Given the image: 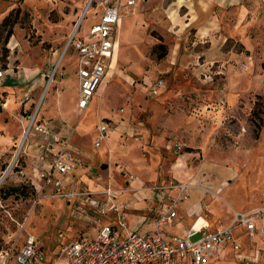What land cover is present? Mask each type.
Returning <instances> with one entry per match:
<instances>
[{
	"label": "rangeland",
	"instance_id": "1",
	"mask_svg": "<svg viewBox=\"0 0 264 264\" xmlns=\"http://www.w3.org/2000/svg\"><path fill=\"white\" fill-rule=\"evenodd\" d=\"M87 1L0 0V70L10 63L19 66L17 73L30 74L37 67L48 66L52 52L62 47L76 24L77 36H83L98 22L102 10L99 0H92L80 17ZM119 1L124 5L126 0ZM135 1L137 5L128 14L122 16V8L116 25L112 52L115 71L102 79L87 108L82 113L75 108L76 60L67 54L58 60L39 104L38 117L49 119L54 129H59L64 116L72 125L71 145L85 151L91 160L109 163L105 169L97 166L90 177L80 172L81 181L89 187L109 184L120 188L126 186L125 180L132 188L163 180L191 182L198 186L192 189L202 193L199 216L209 218L216 227L229 224L234 211L264 208V0H222L220 4L210 0L202 15L196 10V24L202 17L209 18L210 26L216 23L217 30L209 42L199 45L192 43L191 28L180 36L173 32L164 11L169 0H164V8L156 0ZM178 11L170 12L177 15ZM9 13L14 23L5 42L8 28L1 23ZM160 43L164 52L157 47ZM205 49L213 62L207 69V82L200 84L205 77L202 71L193 74L196 61L191 56L184 59ZM180 56L184 58L180 60ZM156 78L163 80L165 91L151 96L147 85ZM39 80L42 84L45 81ZM27 88V84L19 83L5 89L0 80V173L20 142L16 130L24 115L22 101ZM29 96L33 98L31 93ZM255 102L261 120L255 116L251 122ZM99 120L108 123V137L93 149ZM136 125L143 129L142 135L128 131L129 126ZM32 136L33 132L26 140ZM167 138L183 143L178 160L177 155L165 151ZM23 159L19 157L18 164L27 167L29 158H25L27 163ZM204 162L211 165L200 167ZM129 174L133 180H128ZM12 188L18 191L10 193ZM122 196L130 203V211L139 209L143 214L156 201L149 191ZM127 219L132 230L142 232L139 216L130 212ZM88 230L65 199L37 200L33 188L10 178L2 184L1 239L29 233L53 253L58 240L61 244ZM198 237L199 233L191 240ZM234 239L239 250L228 247L207 264H240L237 256L243 253L257 255V261L264 264V240H251L244 231H234Z\"/></svg>",
	"mask_w": 264,
	"mask_h": 264
},
{
	"label": "built area",
	"instance_id": "2",
	"mask_svg": "<svg viewBox=\"0 0 264 264\" xmlns=\"http://www.w3.org/2000/svg\"><path fill=\"white\" fill-rule=\"evenodd\" d=\"M91 2L87 1V8ZM134 5L135 0H126L124 5L119 0H99L98 6L102 10L98 22L90 26L83 36H77L76 24L64 43V51L72 48L76 52V107L81 113L96 95L102 79L115 71L112 52L116 25L119 17L131 12ZM123 7L124 13L120 15ZM83 13L84 10L80 17ZM241 66V69L245 68V65ZM53 72L49 74L45 88L27 116L22 138L15 145L10 163L0 173V188L10 178L33 188L37 200L63 198L72 204L73 211L84 220L89 230L61 244L58 240V248L53 253L29 233L9 240L0 238V264H206L218 258L223 245L227 243L233 250L240 249L234 239V231L243 229L251 240L257 234L264 239V208L234 211L229 224L202 231L195 240H191V237L198 234L202 227L193 226L182 236L169 237L168 229L175 226L178 204L188 201V191L198 187L191 182L139 188L127 185L113 188L109 184L95 189L86 187L76 174L84 167L81 149L71 145L70 137L54 134L48 121L37 118L39 104ZM163 86V80L156 79L150 85L148 94L157 96ZM27 99L24 97L25 101ZM108 127L104 120L97 122L93 148H99L101 141L108 137ZM128 131L135 135L143 133L138 125L129 126ZM32 132L37 140L28 143L26 137ZM182 147L181 142L173 143L175 152L181 151ZM26 156L29 158L27 167H20L19 157H24V163H27ZM127 178L134 179L131 174ZM138 190H149L161 197V206L152 218V228L144 232L130 228L127 219L129 203L119 199L124 193ZM242 262L257 264V259L249 255L243 257Z\"/></svg>",
	"mask_w": 264,
	"mask_h": 264
},
{
	"label": "crops",
	"instance_id": "3",
	"mask_svg": "<svg viewBox=\"0 0 264 264\" xmlns=\"http://www.w3.org/2000/svg\"><path fill=\"white\" fill-rule=\"evenodd\" d=\"M156 1H159L161 3L162 7L164 8V6H163L164 0H156ZM209 2H210V0H169L165 4L164 11L166 12L167 16L170 19V21H169L170 24L169 23L168 24L173 29V32L175 34H177L178 36H180L183 31H186L188 28H191L193 30V33H192V41H193L192 43L193 44L199 45V44H203L207 41L209 42L210 41L209 38H210L211 34L217 30V24L215 23L212 26H210L209 18L204 20V17L200 18L199 23L196 24V19H197L196 10L199 11L200 15H202L204 13V11H206L207 7L209 6ZM221 2H222V0L216 1L217 4H220ZM136 5L137 4L135 1L134 6H136ZM178 9H179V11H178ZM170 11L171 12L178 11V14L175 15L174 13H171ZM65 40L66 39H64L63 45L59 50L57 49V50H54L52 52V54H51L52 56L49 59L48 66L46 65L44 67H37L35 70L32 71V73H30V74H32L30 77H27L30 75L27 73H22V72L17 73L19 66H18V69H15L16 65L11 66L10 63L6 64V68L4 70H0V71H2V76L0 77V80H1V84L3 85V88L11 89L12 85L19 84V83L20 84L25 83L28 86L27 91L23 95V98L27 97L28 99L26 101L25 100L22 101L23 102L22 103V106H23L22 112H24V115L21 116V118H22L20 120L21 124L18 127V129L16 130L18 138L20 140L22 138V131H23L24 127L26 126V124L24 126H23V124L26 122L27 116L32 112V110L34 108L33 105L36 104L38 97L40 96L43 89L45 88V85L47 82V80H46L47 77L49 76V74L52 71L55 70L57 63H58V60L62 56H65L67 54H69L70 56H73L76 60V52L74 51V49L69 48L66 51L63 50ZM184 50H185V47H184ZM205 51H206V49L201 51V52L190 53L188 55H185L186 57L184 59V60H186L188 56H191V58L194 61H196L193 74H195L196 71L199 73H200V71H202V74L205 77L204 79L201 78L202 80H200V84H205L207 82L208 77H209L208 73H207V69L208 68L210 69V65L213 62L212 58L210 56L206 55ZM183 58H184L183 56H180V60H182ZM199 58H201V59L199 60ZM175 64H176L175 62H172V65H175ZM180 65H183V64H180ZM57 68H58V66H57ZM229 71L232 74L231 69H229ZM75 72H74V76L76 79V73ZM40 78L45 79L43 84L39 80ZM156 79H158V78H156ZM156 79H154L151 83H149L147 85V91H148L150 85ZM41 84H42V88L40 89ZM55 91H57V89H55ZM164 91H165V83H164V86L159 90V93L157 96H160L161 94H163ZM29 93L32 94L33 98H31L29 96ZM75 108L77 111H79L76 107V103H75ZM38 112H39V110H38ZM37 118L38 119H44V120L49 122V119H47L43 116L38 117V115H37ZM62 120H63V122H62L63 126L60 127L59 129H54V127L51 125L52 132L54 134L60 136V137H70L69 136L70 128L72 127L71 122H69L64 116H63ZM68 131H69V133H68ZM183 131L187 132L185 128L183 129ZM144 135H146L149 138L147 133H145ZM131 137H133V136L131 135ZM167 139H168V141L164 145L165 151L172 156H176V155L180 156L181 152L179 151L176 154L175 150L172 148L173 143H175L176 139H169V138H167ZM36 140H37V136L34 135V136H32L31 139H28L27 142L33 143ZM93 149H95V148H93ZM172 149L174 151H172ZM81 151H82L83 157H84V167L82 170H79L76 172V174L78 176L81 177L82 173L85 175H88L90 172L91 173L97 172L96 171L97 166L100 167L102 164L107 165L106 161H104V160L102 162L99 161L100 163L96 162L95 160H91V158L88 156L87 153H85V151H83V150H81ZM179 156H178L177 160L179 159ZM209 165H211V163L208 164V163L204 162V163L200 164V167H209ZM88 167L91 168L90 171H88ZM107 167H109V163H108ZM93 169H95V170L93 171ZM80 172H81V174H80ZM90 175L91 174H89L88 177H90ZM181 181H184V180H175V181L174 180H163L161 183H158L157 185H165L168 183H177V182H181ZM126 182H127L126 180L123 181V184L127 185ZM85 186L88 188H91V189L94 188V186L89 187L86 183H85ZM141 186H146V185L141 184V185L134 186V188H139ZM138 191L147 192L149 190H138ZM149 192H152V191H149ZM153 193H154V196L156 198V201L154 203V206H151L150 210L147 211V213L143 214V212L139 209H132L131 211L129 209L127 210V214L128 213L130 214V212H133V215L139 216L142 219V222L140 224V228H141L140 230H142V232L152 228L153 215H154L155 211L161 206L160 195L158 193H155V192H153ZM188 195H189L190 199L188 201L179 203L177 206V217L175 219V226L171 229H168L169 237H172L174 235L182 236L183 234H185V232L188 229H190L193 226H195V228L202 227V229L198 232L199 235L201 234L202 231H211V230H214L216 228V225L214 223L212 224L210 222L209 218L206 220V219L200 218V216H199V202L202 200V193L191 189L188 191ZM123 197L124 196L119 198L121 202L125 201V198H123ZM200 197H201V199H200ZM121 198H123V199H121ZM198 199H200V200H198ZM184 203L187 204V207H182V205ZM129 205H130V203H129ZM152 205H153V203H152ZM209 212H210V210H209ZM131 227L132 226L130 225V228ZM240 231H244V230L242 229V230H239V232ZM254 239L264 240V239H261L258 234L255 235ZM228 247L229 248L231 247L229 243L223 245L221 252H220V255L223 252V250L228 248ZM231 249H232V247H231ZM245 256H249V255H246L245 253H243V254L237 256V259L239 260L240 264H243L242 258ZM216 259H214V260H216ZM214 260H211V261H214ZM211 261H209V262H211ZM257 264H262V263H260V261H257Z\"/></svg>",
	"mask_w": 264,
	"mask_h": 264
},
{
	"label": "trees",
	"instance_id": "4",
	"mask_svg": "<svg viewBox=\"0 0 264 264\" xmlns=\"http://www.w3.org/2000/svg\"><path fill=\"white\" fill-rule=\"evenodd\" d=\"M13 23H14V19H13L11 13H9L7 16H5L4 19L2 20L1 24L5 25V27L8 28V31L6 33L5 42H6L7 38H9L11 36V34H12L11 33L12 32L11 29H12ZM158 39L160 40L161 37H158ZM157 47L162 49L163 52H164L165 47H164V45L162 43L158 44ZM6 54H7V51L4 52V56H6ZM159 56L162 57V53H159ZM257 106H258V104H257V102H255L254 103V108L252 109V112H251V118H250L251 122H253L255 116L258 117L261 120V118H260V112L261 111H259L260 109ZM17 191H18V188H12V189H10L9 192L12 193V192H17Z\"/></svg>",
	"mask_w": 264,
	"mask_h": 264
},
{
	"label": "water",
	"instance_id": "5",
	"mask_svg": "<svg viewBox=\"0 0 264 264\" xmlns=\"http://www.w3.org/2000/svg\"><path fill=\"white\" fill-rule=\"evenodd\" d=\"M106 164H102L101 166H100V169H105L106 168ZM95 169H93V171H94Z\"/></svg>",
	"mask_w": 264,
	"mask_h": 264
},
{
	"label": "bare ground",
	"instance_id": "6",
	"mask_svg": "<svg viewBox=\"0 0 264 264\" xmlns=\"http://www.w3.org/2000/svg\"><path fill=\"white\" fill-rule=\"evenodd\" d=\"M85 10H87V3H86V5H85V7H84V11H85ZM194 228H195V226H194Z\"/></svg>",
	"mask_w": 264,
	"mask_h": 264
}]
</instances>
